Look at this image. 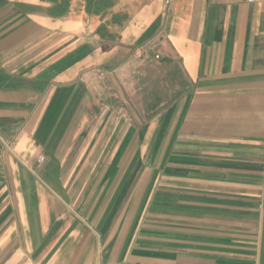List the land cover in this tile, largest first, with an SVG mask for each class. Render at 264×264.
I'll list each match as a JSON object with an SVG mask.
<instances>
[{
    "label": "crops",
    "instance_id": "crops-1",
    "mask_svg": "<svg viewBox=\"0 0 264 264\" xmlns=\"http://www.w3.org/2000/svg\"><path fill=\"white\" fill-rule=\"evenodd\" d=\"M0 264H264V0H0Z\"/></svg>",
    "mask_w": 264,
    "mask_h": 264
}]
</instances>
